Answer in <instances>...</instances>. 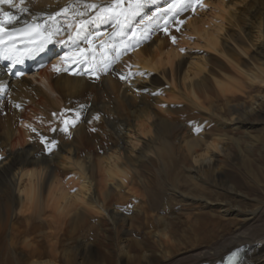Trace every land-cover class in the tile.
<instances>
[{"label": "bare ground", "instance_id": "1", "mask_svg": "<svg viewBox=\"0 0 264 264\" xmlns=\"http://www.w3.org/2000/svg\"><path fill=\"white\" fill-rule=\"evenodd\" d=\"M113 3L0 5L17 17L9 26H43L59 67L80 49L98 59L102 41L113 59L99 78L50 66L12 78L0 65V102L10 109L0 115V232L12 231L14 264H112L96 257L99 238L89 232L103 216L116 232L114 264H222L233 250L238 264H264V198L243 209L208 196L210 183L247 196L235 166L249 181L264 180V160L248 159L242 140L223 132L251 129L264 102V0H202L175 12L172 0H148L127 25L123 16L99 21ZM111 37L126 48L119 60ZM250 138L248 148L260 139ZM207 214L223 223L203 220Z\"/></svg>", "mask_w": 264, "mask_h": 264}, {"label": "rangeland", "instance_id": "2", "mask_svg": "<svg viewBox=\"0 0 264 264\" xmlns=\"http://www.w3.org/2000/svg\"><path fill=\"white\" fill-rule=\"evenodd\" d=\"M3 107L5 109L2 112L1 109ZM263 107H264V102L257 108L256 112L252 115V117H251V120H252L251 124L252 125L251 124L250 125L253 127L251 129H247L246 127H240L237 130H233V129L229 128L227 131H223V132L227 133L230 137H234V138L242 140V144H243V146L246 147L245 150L248 153V156H246V157H248V159L249 158H251V159L256 158V159H260V160L263 159L264 160V137H263L264 136V133H263L264 129H262L264 126V108ZM0 112H1L0 115L7 116V114H9L8 112H10L9 106L7 104H4L3 102L0 103ZM5 112H7V113H5ZM190 120L193 123H196V122H198L199 119L194 118V119H189L188 121L190 122ZM250 136L254 137V139L255 138L256 139L260 138V139L257 140V142L252 147L248 148L247 145L250 142V139H251ZM256 139H255V141H256ZM230 141L232 142L231 139H230ZM250 148L251 149L253 148L252 151ZM230 151H231L230 157L233 159H237V155L240 153H239L238 145L235 142H232V148ZM151 168H152V170H155V168L153 166ZM234 170H236V171L232 170L231 173L238 172L239 173L238 175L241 176V179L239 177L238 191L241 192L242 194H246L247 196L238 195V193H235L236 195L234 193L233 194L228 193L227 191H225L220 186L216 187V186H213L211 183L208 184V186L210 185L209 187L211 189L213 188L212 190H215V189L216 190H215V192L210 191L208 196L215 202L216 201L223 202V201L230 198V201H229L230 203L235 204L236 202H238L241 205V207L245 205L243 209H246V208L251 209L252 208L251 206L253 205V203L250 200L252 198H255V197H258L260 199L264 198V187H263L264 186V180H261L262 182L261 181L259 182L258 180H255V179H251L252 181H249L250 179L249 180L247 179L248 175L245 173V171L237 169L236 166H235ZM170 174H169V176L172 179L174 172H171ZM217 192H218V194H217ZM157 193H158L157 194V198H158L157 200L159 201V205H161L163 203V200H165L163 198V197H165V194L163 191H160V190H157ZM244 200H248L249 202H246ZM242 201H244L245 203H240ZM130 207H132V204L130 205ZM103 217L101 219L102 220V226L100 223H97L98 218L91 219L93 223H97L96 224L97 226H95L94 229L92 228V230H90L89 232H90V234H95L99 238L97 243L95 244V247H96L95 253H97V254H95L96 257L101 262L106 261V260H108V261L110 260L112 262V264H114L115 261L117 262L116 259L119 256V250H117V242L115 240L116 232H115L114 227L112 226V223L110 222L109 218L105 217V216H103ZM201 218H203V220H205V221H210V220L214 221L215 220V221L223 223V220L222 219L219 220L220 219L219 217L215 216V219L213 220L214 217L210 216L209 214H207L206 216H202ZM170 222H171L170 223L171 225H176L177 229L179 230L181 223H178V221L175 220L174 218H171ZM96 229H98V230H96ZM11 235H12V231L10 228L0 232V264H14L15 258L13 256V249L11 248V244H10ZM79 235L81 236V233H79ZM135 236H136V234H135ZM87 237H89V236H87ZM138 237L140 238V236H138ZM47 244H48V242H45V244L42 247V250L46 251V249L47 250L49 249L48 248L49 246ZM66 244L67 243L65 242V246H66ZM74 244H76L75 241H74ZM18 256H20V254H18ZM46 257H48V255H46ZM20 258H22V257L20 256ZM60 260H61V263L63 264L64 262H62V259H60ZM79 261H80V258H79Z\"/></svg>", "mask_w": 264, "mask_h": 264}, {"label": "snow or ice", "instance_id": "3", "mask_svg": "<svg viewBox=\"0 0 264 264\" xmlns=\"http://www.w3.org/2000/svg\"><path fill=\"white\" fill-rule=\"evenodd\" d=\"M148 2V0H127L128 7L127 9L121 8V5L125 3V0H114V3L110 6H107L103 8L102 14L97 17V19L101 22L105 20H116L119 22V18L123 16V18L126 21H131L135 19V17L141 15L142 10L145 6V4ZM197 3V4H202V0H172V5L171 7L172 11H183L184 8L188 6L189 3ZM20 3L23 4L24 0H20ZM13 5L14 0H0V5ZM90 8H95L97 7L94 4L88 5ZM66 12L67 9H64ZM59 15V13H57ZM50 19H54V17H50ZM17 20V17L14 15L13 12L10 11H4L3 8H0V34H7V39L9 41H14L17 37V34L12 33L10 29H8L5 25L6 24H13ZM180 23H183V21H180ZM85 25H81L80 27L83 28ZM71 27V25H69ZM22 34H26L29 39L24 41L26 44H33L34 47L26 49V51L29 52L31 56H35L42 52L44 50V46L46 43L49 42L50 36H44L40 31H39V26L38 25H33L31 27H27L23 30ZM79 35V33H78ZM42 37V38H41ZM41 38V39H38ZM70 40L73 38L70 36ZM173 40H175V37H173ZM6 41L4 39L3 35H0V45L5 44ZM13 43V47H14ZM85 49H80L79 52L76 55H79L81 60L87 59L83 55L85 52ZM0 59H5V60H13L14 63H23V60L21 57L16 56L13 54L11 49H8L7 51H0ZM77 61L74 59L73 63H76ZM55 70L57 72L60 71L59 68H56L54 66ZM17 75H24L23 73H17ZM55 115V113L53 114ZM79 117V113H77V118ZM98 118V117H97ZM72 126H75V123L72 124ZM64 131H67V128L63 129ZM35 131V129H33ZM55 142H53L54 144ZM49 151H51V148H49ZM0 159H3V157H0ZM239 258V251L235 254L234 259Z\"/></svg>", "mask_w": 264, "mask_h": 264}]
</instances>
